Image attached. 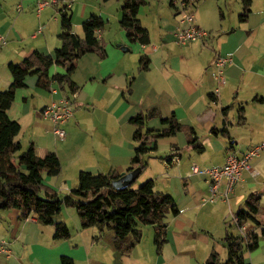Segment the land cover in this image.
I'll list each match as a JSON object with an SVG mask.
<instances>
[{"label": "crops", "instance_id": "obj_1", "mask_svg": "<svg viewBox=\"0 0 264 264\" xmlns=\"http://www.w3.org/2000/svg\"><path fill=\"white\" fill-rule=\"evenodd\" d=\"M250 1L251 11L242 22L244 0H201L191 4L185 0H148L139 9V18L150 33V43L142 45L131 43L120 25L122 0H102L100 9L76 0L68 11L74 31L83 36L84 20L92 13L99 14L105 21L99 35L107 56L88 53L77 62L71 76L77 85L76 95L72 96L74 117L65 125L71 137L59 139L53 122L42 115L48 102L65 96L70 90L67 85L54 82L47 91L36 85L38 75L28 76L27 85H34L33 92L18 89L7 110L8 116L21 125L17 139L23 146L27 137L39 156L49 152L59 156L61 173L45 174L44 184L63 196L78 185L79 173L76 178L71 168L74 174L82 170L127 172L138 144L134 140L137 126L129 120L152 108H157L163 117L175 113L181 123L194 127L205 150L209 144L222 151V164L231 145L241 155L264 144V0ZM10 3L18 12H24L25 7L35 12L40 23L28 36V31L11 18L8 0L0 4V35L6 40L4 44L0 42V91L12 82L10 62H20L36 50L54 56L62 45L61 31L47 30L49 21H42L44 10L38 15L34 0ZM190 12L195 24L209 36L180 44L175 39V29L182 16ZM122 46L129 50H122ZM143 56L149 59L146 70L140 64ZM220 59L227 60L224 67L218 65ZM65 72L66 68L53 65L49 76ZM147 126L164 127L159 118L150 120ZM224 127L228 136L211 131ZM59 140L64 142L62 146L56 145ZM251 163L230 206L235 209V202L242 206L251 192L261 194L260 213L256 216L261 223L256 229L259 245L245 251V257L251 264H264V152ZM180 181L177 178V186L168 191L175 196L180 213L167 215L166 242L159 250L152 226H144L142 240L130 254L123 255L114 246L112 230L98 237L100 228H83L75 208L65 207L58 216L71 228L72 236L67 240H54V227L40 223L35 215L24 219L19 210L8 209L0 211V242L6 241L8 249V253L0 254V264H62V256L72 258L74 264H203L213 251L224 260L228 250L223 238L227 231L239 233L236 222L229 228L230 222H226L224 232L215 234L201 216L202 199L210 194L209 183H200L195 175L185 178L182 186Z\"/></svg>", "mask_w": 264, "mask_h": 264}, {"label": "trees", "instance_id": "obj_2", "mask_svg": "<svg viewBox=\"0 0 264 264\" xmlns=\"http://www.w3.org/2000/svg\"><path fill=\"white\" fill-rule=\"evenodd\" d=\"M199 1L201 0H185V3ZM147 2L148 0H122L120 25L126 31L131 43L142 45L150 43L149 30L139 18V9ZM69 10L71 9L60 11L59 38L62 40V45L56 49L54 56L36 50L22 61L8 64L12 82L6 90L0 91V211L17 209L24 219L33 214L40 223L54 227V240H67L72 236L71 228L66 222L58 220V216L65 207L75 208L83 228H100L98 237L102 236L103 231L112 230L114 246L123 255L130 254L142 240L143 227L152 226L154 243L159 250L166 242L167 215L177 216L180 213L173 194L158 191L156 181L152 178L142 183L139 188H134V182L129 187L116 189L113 180L120 176L117 171L93 173L82 170L78 175L77 187L62 196L44 184L45 174L57 176L61 173L62 163L59 156L55 152H49L44 157L39 156L33 142H30L24 150L22 142L17 139L21 125L8 116L7 110L15 99L16 91L28 87V76L38 75V87L50 90L52 83L58 82L63 86L67 85L73 94L77 91V85L71 76L76 70L78 60L88 53L107 56L105 46L97 35V31L105 26L104 19L99 14L92 13L84 20L82 24L84 35L80 36L73 29ZM250 11L251 1L244 0V10L240 14L242 22L246 21ZM140 64L142 69H148V57L143 56ZM53 65L66 68V72L50 77L49 69ZM64 94L67 97L71 96L68 92ZM154 118H159L160 124L164 126L162 129L147 126ZM129 122L137 126L134 140L138 144L135 147L132 166L127 172L136 167H140L143 171L148 163H144L142 157L158 148L157 139L173 137L179 132L185 133L187 143L192 149L199 153L205 151V146L195 128L181 123L175 113L163 117L157 108H152L135 114ZM144 128L146 129L143 132ZM211 131L212 133L220 131L223 135H229L226 127L221 130L212 128ZM230 147L233 148V145ZM175 149V151L179 150L178 147ZM177 154L180 153L175 152L167 157L168 164L175 163L173 158L180 157ZM261 199V194L251 192L245 203L233 214L237 226L244 221L253 223L255 227L250 231L249 237L245 239L240 233L227 231L223 241L228 250V257L223 260L218 252L213 251L203 264H251L245 257V251H253L259 245L260 236L256 229L261 223L256 216L260 213ZM61 260L62 264H74V260L68 256H62Z\"/></svg>", "mask_w": 264, "mask_h": 264}, {"label": "rangeland", "instance_id": "obj_3", "mask_svg": "<svg viewBox=\"0 0 264 264\" xmlns=\"http://www.w3.org/2000/svg\"><path fill=\"white\" fill-rule=\"evenodd\" d=\"M10 1L11 0H8V5H9L8 8H9V11L11 12L10 13L11 18L16 22L18 21V26L22 25V27L24 28L23 30L28 31V33L25 32L26 34H28V36L31 35L32 31H34L38 28V25L40 23V19L36 16L35 12L29 11V9H26V7L23 10L24 12H18L16 10L17 7L13 6V4L11 5ZM65 1H67V0H65ZM81 2L83 4H86V5L94 6V7H96L95 9H100V5L101 6L103 5L102 0H81ZM0 4H4V0H0ZM62 6H63V4H61L60 6H49V7H46L44 9V11L42 13V21L43 20L49 21V23L46 24V28L48 31H51V30L57 31V32L61 31V12H60V9L62 8ZM195 8H197V6H195ZM91 11H94V10H91ZM195 13H196V11H195ZM55 14H56L57 19L54 18ZM73 29H74V25H73ZM105 50H106V46H105ZM98 55L102 58H106V57L101 56L99 53H98ZM32 76L33 75H30L29 77H32ZM55 84L58 85L59 83L56 82ZM36 85H37V83H36ZM26 88H28V87H26ZM39 88H41V87H39ZM30 89H31V92H33L34 85L32 86L30 84V87L28 88V90H30ZM41 89H43V88H41ZM44 90H46V89H44ZM47 91H49V90H47ZM66 91H68V90H66ZM68 92L70 93V95H72V92L70 90ZM37 98H41V97L38 96ZM52 101L53 100L48 102L47 105L50 104ZM62 127L66 130V132L68 131L66 129L65 125ZM145 129L146 128L143 129V132ZM67 137H68V132H67ZM70 137L71 136L69 134L68 138H70ZM51 138L54 140V137L52 134H51ZM63 143H64L63 141L59 140L56 142V145L62 146ZM23 144H24L23 148L25 150L27 148V145L29 144L27 137L24 138ZM155 144L156 143H154V145ZM157 146H158V148L155 151H153V152L151 151L142 157V161L144 163H148V165L145 168L144 172L142 171V174H140V178H138L136 180V182L134 184V188H139L142 183H144L146 180H148L150 178H152L156 181V187L158 189H161V190L164 189L166 192L171 191L170 189H174L177 186V184H175V182H177V178H181V180H182V181H180L181 186H182L183 180L185 178L186 179L188 178V180H189V177L194 176V175H195L197 180H199V179L201 180V181H199L200 183L201 182H208L205 175L192 173V170H191L192 165L196 164L201 169H209V168L218 167V166L220 167L223 165L222 163L224 161V155H223L222 151L218 152L217 147H212L211 145L208 144L206 146V150L203 153H199L198 151H196L195 149H192L188 145L187 139L185 137V133H179L173 137L158 138L157 139ZM175 147H178L179 150L175 151L176 150ZM175 152H179L181 154V157H179L180 158L179 161L175 162V163L172 162V164H168L167 157L170 156L172 153H175ZM74 172H76V171H74V168H71V174L75 175V177H76L79 172H77V174H74ZM253 176H256V174L255 175L253 174ZM243 179H244V176H243L242 180L239 182V184L236 185L235 189L232 192H230L229 201L223 202V200H218L215 203H207L205 205H202L201 211L203 210L202 211L203 214H201V216H202V218L205 219L207 227L211 228V231H213L215 234H218L220 232H224L226 222H230L227 224L228 228H229V224L235 225V222L233 220V214H234V210L235 211L238 210L237 208H239L238 207L239 204H236V202H235V204H234L235 209H233L230 205L233 202V199L235 198V193H236L238 187L242 184ZM171 182L173 183V188H170ZM223 188H224V190H223ZM223 188L220 190V192H225V189H226L225 186ZM164 190H162V191H164ZM208 190L210 191V188ZM235 227L233 228V230L237 231V229ZM254 227H255L254 225H251L250 228L254 229ZM226 257L227 256L224 257V260L226 259Z\"/></svg>", "mask_w": 264, "mask_h": 264}, {"label": "built area", "instance_id": "obj_4", "mask_svg": "<svg viewBox=\"0 0 264 264\" xmlns=\"http://www.w3.org/2000/svg\"><path fill=\"white\" fill-rule=\"evenodd\" d=\"M34 1L36 3V12L38 15L41 14L46 7L60 6L62 4L59 0ZM75 1L76 0H67L63 4L60 11L71 9ZM41 31L42 30L40 29L39 32ZM36 35L37 33L33 36ZM97 35L98 38H100L99 30L97 31ZM208 36L209 33L206 30L195 24V16L192 12L185 13L175 29V39L180 44H188ZM0 42L3 44L6 43L5 38L1 35ZM226 64L227 60L224 59H220L218 62L220 67H224ZM73 95L75 96L76 94L73 93L70 97L65 95L63 98L53 100L42 110V115L53 122L54 134L61 140H65L67 138V132L62 126L66 125L74 115L72 101ZM263 152L264 144H260L256 147L243 151L241 155L237 154V151L234 149L229 148L227 150L225 164L220 167L201 169L196 164L192 165V173L205 175L209 183L210 194L202 199L201 205L215 203L218 200L228 201L230 192H232L236 185H238L242 180L244 171L251 169V161L254 158L259 157ZM173 161L178 162L179 157L173 158ZM222 185L226 188L225 192H220ZM251 225H253L251 221H244L241 225H238L239 233L241 236H244L245 239H247L250 235V231L252 230L250 228ZM1 253H8L6 241H2L0 243V254Z\"/></svg>", "mask_w": 264, "mask_h": 264}, {"label": "water", "instance_id": "obj_5", "mask_svg": "<svg viewBox=\"0 0 264 264\" xmlns=\"http://www.w3.org/2000/svg\"><path fill=\"white\" fill-rule=\"evenodd\" d=\"M122 50L128 51L129 48L125 47V46H122ZM141 171H142V169L140 167H136V168H134L133 170H131L129 172L121 173L119 178L113 180L114 188L122 189V188L129 187L134 182H136V180L138 179V177L141 174Z\"/></svg>", "mask_w": 264, "mask_h": 264}]
</instances>
